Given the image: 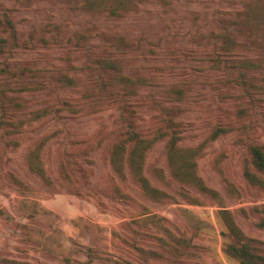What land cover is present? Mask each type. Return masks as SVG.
<instances>
[{
	"label": "rangeland",
	"instance_id": "rangeland-1",
	"mask_svg": "<svg viewBox=\"0 0 264 264\" xmlns=\"http://www.w3.org/2000/svg\"><path fill=\"white\" fill-rule=\"evenodd\" d=\"M3 15L0 264H239L224 248L247 240L264 258V190L244 175V142L264 149V0H0ZM125 118L150 143L115 167ZM166 122L190 183L155 139Z\"/></svg>",
	"mask_w": 264,
	"mask_h": 264
},
{
	"label": "trees",
	"instance_id": "trees-1",
	"mask_svg": "<svg viewBox=\"0 0 264 264\" xmlns=\"http://www.w3.org/2000/svg\"><path fill=\"white\" fill-rule=\"evenodd\" d=\"M0 25L10 27L12 24L8 20V17L3 15L0 18ZM121 107L125 110V106L121 105ZM177 130L178 129L174 123L166 122L163 128L158 130L155 139H163L165 141L167 164L173 178L179 183L187 184L190 183L192 178L194 179V175L189 168L192 162H190L188 156H182L178 152L180 137L178 136ZM222 132L223 130L216 129L211 134V139H216ZM121 136L123 140H119L114 143L112 147V164L115 167L120 166L124 153L127 151L129 154V161L132 166L142 158V152H144L149 146L150 141L139 138L138 134L134 130L132 122L128 118H125V121L122 124ZM239 140H250L247 132L242 133ZM244 146L246 147L249 156V164L253 168L254 172L259 174V176H264V149L259 145H254L249 142H244ZM31 156L32 157L29 160L31 171L42 173V170L38 165L37 154L34 152ZM244 175L252 186L264 190V179L260 178L249 169L244 171ZM140 181L146 191H156L152 190L143 178H140ZM258 213L260 215V219L257 223V227L264 229V210H259ZM249 242L250 240L241 241L238 244L230 243L225 246L224 252L227 256L237 259L239 264H264V258L253 252Z\"/></svg>",
	"mask_w": 264,
	"mask_h": 264
}]
</instances>
